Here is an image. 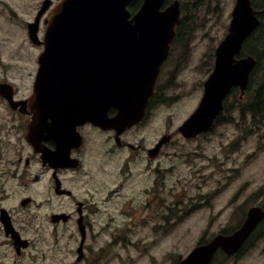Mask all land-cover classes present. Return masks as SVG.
I'll return each instance as SVG.
<instances>
[{
	"label": "flooded vegetation",
	"instance_id": "obj_1",
	"mask_svg": "<svg viewBox=\"0 0 264 264\" xmlns=\"http://www.w3.org/2000/svg\"><path fill=\"white\" fill-rule=\"evenodd\" d=\"M61 1L22 0V4L30 8V17L21 18L9 0H0V15L14 16L16 20L12 22L23 26L22 41L27 48L23 51L24 55H17L23 61L16 60L13 65L17 76L12 81H1L13 85L16 99L27 100L24 113L12 110L24 121V126L16 139L9 143L12 156L5 160L7 169L3 174L6 184L15 183L18 189H25L27 193L15 202H12L10 194L1 195L0 236L4 239L0 241V251L7 245L15 257H28L32 262L46 255L42 245H35V241L24 234L25 229L33 225L37 214V220L43 218L42 227L50 234L47 239L51 242L53 253L65 257L74 253L76 258L72 264H101L106 253L98 257L93 246L98 238L100 241L103 239L102 234H118L116 240L119 241L124 229L135 228L137 231L139 226H146L150 220H155L150 230L158 231L163 227L166 232L172 231V183L169 186L168 181L172 182V165L167 176L160 162L167 146L157 148L161 135L155 134L152 128L150 138L143 133L145 125L158 114L161 103L167 101L165 92L172 90V75H165L158 82L156 92L148 103L144 122L125 128H110L81 116L84 109L81 105L74 107L72 103L80 104L91 96L83 91L86 84L76 81L72 75L67 77L69 82L62 78L63 89L58 94L64 106L58 109L61 113L59 129L53 132L55 138L46 137L42 144L51 151L58 149L63 158L44 162L41 153L36 152L25 138V133L37 110L31 99L35 95L39 56L44 50V33L53 10ZM32 23H37L35 40L31 36ZM30 48L32 52L28 54ZM25 60L28 65H24ZM90 85L96 86V83ZM235 91L228 100L234 98ZM47 98L50 99L49 96ZM254 102L255 99H252ZM251 104L254 111L255 105ZM48 109L44 126L53 123L57 116L51 107ZM107 114L114 117L117 109L111 107ZM238 117L252 119L254 115L239 113ZM221 118L214 126L224 123ZM43 135L47 136V133L43 132ZM104 169L110 170V173L106 175ZM213 171L217 180L222 177V169L217 163ZM195 180L194 185L202 186L205 182L203 173L198 172ZM192 185L193 181L177 180L174 186L181 187V191L175 194L173 200L181 205V200L188 199ZM18 191L15 190V193ZM25 199L28 201L24 202ZM207 201L209 204L210 198ZM3 209L7 210L22 237L30 241L28 247H22L21 254H18L13 239L5 233L1 220ZM145 210L150 211L146 217ZM193 210L190 208L187 213ZM17 211H21V220ZM160 221L167 226H161ZM63 238L67 243H60ZM104 243L103 247L109 244ZM112 244L111 236L109 245ZM80 255L82 258L78 260Z\"/></svg>",
	"mask_w": 264,
	"mask_h": 264
},
{
	"label": "rangeland",
	"instance_id": "obj_2",
	"mask_svg": "<svg viewBox=\"0 0 264 264\" xmlns=\"http://www.w3.org/2000/svg\"><path fill=\"white\" fill-rule=\"evenodd\" d=\"M9 1L21 18L30 17V8L22 4V0ZM235 2L182 0L185 32L182 41L175 44L172 61H175V56L179 59L185 53L181 59L184 65H180V73L176 71L178 74L172 90L165 92L166 105L158 107V114L143 129L147 137L152 135V130L160 135L171 132L178 134L160 158L161 167L167 176L172 165V182L168 179L169 186L172 183V231L166 232L163 227L152 231L150 228L155 220H150L146 226H139L137 231L135 228L134 231L124 229L119 241L116 240L118 234H102L103 239L100 241L98 238L93 246L98 257L106 253L101 264H179L204 235L208 240L225 228L237 226L251 206L264 207V126L258 128L250 119L238 117L239 112L233 109L224 112L225 122L217 125L207 136L188 140L178 132V127L198 106L203 83L213 69L214 51L228 32ZM14 18L0 15V81H12L17 76L13 65L17 63L16 60L23 61L17 55L27 50L22 41L23 26L12 22L16 20ZM262 34L260 31L258 36ZM251 46L254 50L260 48L257 38L253 39ZM28 51V54L31 53V48ZM24 65H28L27 60ZM261 70L259 68L257 72ZM18 123V118L0 98V198L3 194H10L12 202L27 193L25 189H18L15 183L6 184L4 177L7 169L5 160L12 156L9 143L17 137L19 128L14 125ZM252 128L254 134L243 141ZM215 163L223 172L218 180L213 171ZM198 172L203 173L205 182L202 186L194 185ZM104 173L108 175L110 170L104 169ZM179 179L193 181L189 188L190 195L185 201L181 200V205L173 200L175 194L181 191V187L174 186ZM15 190L19 191L15 193ZM207 198H210L209 204ZM190 208L194 210L188 216ZM149 212L145 210L144 216H148ZM17 213L21 220V211ZM35 219L24 234L32 238L35 245H42L46 255L34 262L28 257L18 259L5 245L0 251V264H72L76 258L74 253L66 257L53 253L51 242L47 239L50 234L42 227L43 218L37 220L35 214ZM160 224L167 226L162 221ZM111 236L113 244L110 246ZM3 239L0 236V241ZM104 242L109 244L103 247ZM60 243L67 241L63 238ZM230 262H235L234 258ZM236 262L264 264V236Z\"/></svg>",
	"mask_w": 264,
	"mask_h": 264
},
{
	"label": "water",
	"instance_id": "obj_3",
	"mask_svg": "<svg viewBox=\"0 0 264 264\" xmlns=\"http://www.w3.org/2000/svg\"><path fill=\"white\" fill-rule=\"evenodd\" d=\"M139 0H63L54 10L45 34V50L40 56V70L35 84L36 102L44 106H60L59 99L44 101L42 89H60V76L77 75L82 84L96 82L92 89L96 100L85 104L87 118L109 124L130 126L143 117L149 97L153 94L164 60L181 23V3L174 0L164 9L166 0H141L132 15L128 6ZM259 13L252 0H236L232 21L226 37L216 49V64L206 82V91L198 109L180 130L195 136L210 128L223 110V101L233 86L244 93L250 74L257 64L252 56L237 59L244 42L260 25ZM10 86L0 84V92L9 97ZM111 106L119 109L115 118L107 117ZM44 111H37L29 125L27 138L39 149V130ZM164 139L162 142L166 141ZM43 158L54 154L43 150ZM264 219V209L255 206L248 211L243 225L231 234L220 233L206 244L195 247L180 264H211L216 252L228 255L238 252ZM18 245H27L12 228Z\"/></svg>",
	"mask_w": 264,
	"mask_h": 264
},
{
	"label": "trees",
	"instance_id": "obj_4",
	"mask_svg": "<svg viewBox=\"0 0 264 264\" xmlns=\"http://www.w3.org/2000/svg\"><path fill=\"white\" fill-rule=\"evenodd\" d=\"M197 3V2H195ZM140 1H135L130 5L131 11L134 13L140 6ZM255 7L262 8L264 6V0H254ZM262 31L263 34L258 36V33ZM254 38H257L260 48L257 47V50H254L255 48L251 46V43ZM254 49H253V48ZM244 52L245 53H251L254 54L259 58V62L257 65L258 68H262L261 72H257L258 76L255 79V88H252V85H250V88L247 93L246 102H241V105L239 106L241 108V112L243 114L252 113L255 117V122L258 126L264 124V64L262 63L264 59V22L260 25V27L257 29V31L252 35V37L249 38L247 43L244 46ZM256 69V70H257ZM257 75V74H256ZM252 84V82H251ZM249 99H255V102L252 103V100ZM254 104L255 108L254 111H252L250 104ZM251 104V105H252ZM264 236V223L259 227V229L256 230V232L250 237V239L247 241L245 247L239 252V256H241L249 247L253 246L255 242L259 239H261ZM206 239L203 237L201 239V243L205 242ZM221 256V258H220ZM212 264H232L230 262V257L225 255L224 253H220Z\"/></svg>",
	"mask_w": 264,
	"mask_h": 264
}]
</instances>
